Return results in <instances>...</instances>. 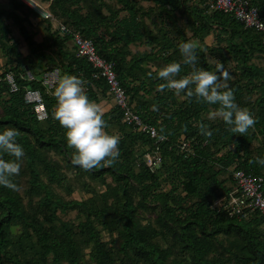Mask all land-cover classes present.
<instances>
[{"label":"trees","instance_id":"obj_1","mask_svg":"<svg viewBox=\"0 0 264 264\" xmlns=\"http://www.w3.org/2000/svg\"><path fill=\"white\" fill-rule=\"evenodd\" d=\"M39 1L51 18L21 0H0V132L17 129L25 152L17 190L0 186V264H264V214L231 215L243 197L235 171L262 177L264 192V165L253 162L264 158L263 35L213 12L208 0ZM248 1L264 20V0ZM76 34L114 65L132 110L156 138L124 122L107 82L78 55ZM189 41L198 68L214 72L212 56L229 72L235 103L256 121L243 136L214 116L217 105L159 90V69L181 63L178 79L192 70L178 47ZM55 70L84 80L97 105L114 101L104 114L106 131L120 138L112 166L71 164L65 130L52 118L57 102L43 83ZM27 90L43 96L45 119L26 104ZM148 156L160 163L149 165Z\"/></svg>","mask_w":264,"mask_h":264},{"label":"clouds","instance_id":"obj_2","mask_svg":"<svg viewBox=\"0 0 264 264\" xmlns=\"http://www.w3.org/2000/svg\"><path fill=\"white\" fill-rule=\"evenodd\" d=\"M183 58L182 63L191 67L188 75L177 78L181 72V63L172 62L157 71V77L165 83L159 86L174 91L179 96L195 98L197 102L217 105L214 116L222 119L227 131L243 136L254 127L256 121L252 114L235 103V96L228 81L229 72L219 61L214 72L197 67V44L184 42L178 45ZM151 75V73H150ZM85 81L81 78L64 74L55 85L52 95L56 100L52 118L65 130L66 145L72 149L71 164L84 171L110 167L119 157V141L116 135L106 131L104 113L89 99L84 89ZM201 134L210 137L207 126H200ZM17 129L8 127L0 132V153L14 159L6 161L0 155V186L17 190L13 178L20 173L25 152L16 142ZM254 163L264 165V158H257Z\"/></svg>","mask_w":264,"mask_h":264},{"label":"built area","instance_id":"obj_3","mask_svg":"<svg viewBox=\"0 0 264 264\" xmlns=\"http://www.w3.org/2000/svg\"><path fill=\"white\" fill-rule=\"evenodd\" d=\"M28 1L33 3L34 7L31 5L30 7L42 18H51V13L47 7H42L34 0ZM208 2L213 12H220L234 17L235 20L242 23L246 29L261 33L264 40V20H262L258 8L252 6L248 0H208ZM65 29L66 28H63V30ZM74 40L78 46V55L87 58L92 66L100 72L101 77L107 82L110 89V96L114 98L116 105L124 112V122L130 126H137L142 131L150 134L153 138H156L158 136L156 130L145 125L140 116L132 110L127 93L117 78L114 65L98 54L92 41L84 39L79 34L75 35ZM29 77L30 79H34L32 75H29ZM59 78L60 74L57 70L46 73L43 76V83L48 91H53ZM6 80L10 85L12 93L19 91L14 76L8 74ZM24 98L27 105L33 106L38 119L43 120L47 117L43 96L39 91L27 90ZM147 159L151 166L154 165V162L160 163V160L154 161L151 156H148ZM233 177L243 197L233 201L231 215H243L248 209L260 210L264 214L263 178L249 175L242 171H235Z\"/></svg>","mask_w":264,"mask_h":264},{"label":"rangeland","instance_id":"obj_4","mask_svg":"<svg viewBox=\"0 0 264 264\" xmlns=\"http://www.w3.org/2000/svg\"><path fill=\"white\" fill-rule=\"evenodd\" d=\"M24 1V3L26 4V5H28V6H33V3H31L30 1H28V0H23ZM38 4H40V1L39 0H35ZM41 5V4H40ZM34 7V6H33ZM181 26L184 28V29H186V31H187V33H188V37L190 38L191 37V34H190V31H189V28L187 27V25H186V18H182V21H181ZM190 40H193L192 38L190 39ZM209 40V39H208ZM208 43H211V44H213L214 45V41H213V38H211V41L209 40V42ZM144 47V48H143ZM143 49V50H145L146 49V47L145 46H136L135 47V50H138V49ZM0 57L2 58V59H4L3 58V55H2V53H1V51H0ZM209 59H210V61H211V63L212 64H215L216 63V61H215V59L214 58H212V56H209ZM4 62H5V60H4ZM259 65H261V66H263L264 67V60L263 61H260L259 62ZM211 117H213V118H215L214 116H211ZM118 130H117V128H113L112 129V131L111 132H114V133H116ZM227 185L230 187V183H227ZM77 197H78V195H77ZM74 216V215H73Z\"/></svg>","mask_w":264,"mask_h":264},{"label":"crops","instance_id":"obj_5","mask_svg":"<svg viewBox=\"0 0 264 264\" xmlns=\"http://www.w3.org/2000/svg\"><path fill=\"white\" fill-rule=\"evenodd\" d=\"M209 40L211 41V37L209 38ZM134 48V47H133ZM141 50H143L141 48ZM25 52V50H24ZM26 54V53H24ZM5 64L4 62V59H2L0 57V67L3 66ZM105 99V98H104ZM101 109V111L104 113V114H107L109 113L110 111H112L114 108H115V103L113 100H111L109 97L107 99H105L101 104L98 105Z\"/></svg>","mask_w":264,"mask_h":264}]
</instances>
